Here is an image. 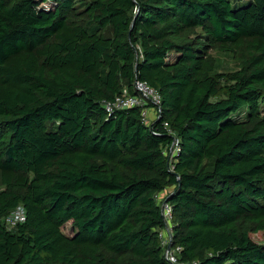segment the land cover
Instances as JSON below:
<instances>
[{
	"label": "trees",
	"instance_id": "16d2710c",
	"mask_svg": "<svg viewBox=\"0 0 264 264\" xmlns=\"http://www.w3.org/2000/svg\"><path fill=\"white\" fill-rule=\"evenodd\" d=\"M0 185V264H172L165 191L180 262L264 264V0H0Z\"/></svg>",
	"mask_w": 264,
	"mask_h": 264
},
{
	"label": "built area",
	"instance_id": "2783aa9c",
	"mask_svg": "<svg viewBox=\"0 0 264 264\" xmlns=\"http://www.w3.org/2000/svg\"><path fill=\"white\" fill-rule=\"evenodd\" d=\"M132 88L133 93L130 92L129 89L125 88L123 92L117 95L113 100L102 102V107L107 114L111 116L116 112L139 108L141 109L142 121L145 124H150L152 121L159 119V114L161 112L160 107L162 104V96L160 92L150 86L147 82L138 79L134 81ZM151 116H154L152 121L150 120ZM179 151V140L177 139L171 148V159L175 158ZM165 153H167V151H165ZM164 198L165 196L163 193L155 195V199L161 207L164 220V227L157 231L164 257L172 264H197V262H180V256L183 249L181 246L173 245V206L169 202L165 201ZM25 220L26 211L23 206H19L9 217L5 219V222L9 229H13L18 224L25 222Z\"/></svg>",
	"mask_w": 264,
	"mask_h": 264
},
{
	"label": "rangeland",
	"instance_id": "374dc122",
	"mask_svg": "<svg viewBox=\"0 0 264 264\" xmlns=\"http://www.w3.org/2000/svg\"><path fill=\"white\" fill-rule=\"evenodd\" d=\"M45 6H48V3L45 5ZM199 34H202V31H198ZM104 35L105 36H110L111 35V31L110 30H106L104 32ZM213 55L219 57L222 61V64H221V70H234L237 68V65H236V62L231 58V57H227V56H223L219 53H216V52H213L212 53ZM155 114V113H153ZM152 114V115H153ZM246 113L245 111L241 114V116H244ZM154 116H151L150 117V120L152 121V118ZM3 190V187L0 185V191ZM62 231L65 235L67 236H73L74 235V227L72 225V223H68L67 225L64 226V228H62Z\"/></svg>",
	"mask_w": 264,
	"mask_h": 264
},
{
	"label": "crops",
	"instance_id": "0c3cea01",
	"mask_svg": "<svg viewBox=\"0 0 264 264\" xmlns=\"http://www.w3.org/2000/svg\"><path fill=\"white\" fill-rule=\"evenodd\" d=\"M166 193H167V191H165V192L163 193V195L165 196V195H166Z\"/></svg>",
	"mask_w": 264,
	"mask_h": 264
}]
</instances>
